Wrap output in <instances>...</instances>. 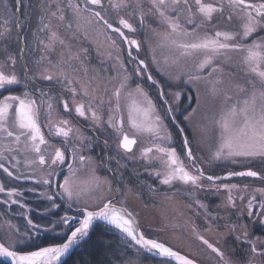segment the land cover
<instances>
[{
    "label": "snow or ice",
    "instance_id": "1",
    "mask_svg": "<svg viewBox=\"0 0 264 264\" xmlns=\"http://www.w3.org/2000/svg\"><path fill=\"white\" fill-rule=\"evenodd\" d=\"M0 45V171L47 202L0 222V264H264V186L226 182L264 184V0H0Z\"/></svg>",
    "mask_w": 264,
    "mask_h": 264
},
{
    "label": "rangeland",
    "instance_id": "2",
    "mask_svg": "<svg viewBox=\"0 0 264 264\" xmlns=\"http://www.w3.org/2000/svg\"><path fill=\"white\" fill-rule=\"evenodd\" d=\"M137 26H138V21L136 22ZM156 25L153 24V27H155ZM135 38L137 39H143L144 38V33L141 31L137 34H135ZM102 39V38H101ZM82 44L84 47H87L89 49V53H90V58H91V62L93 65H96V66H100L99 62L104 59V56L102 55L105 51L104 47H101L99 49V51L97 50V43H94L92 39H89L87 41H82ZM2 48H3V45H0V51H2ZM10 51H13L15 50V45L13 44L10 49ZM147 51V45H144V48H143V52H146ZM143 52H142V55H143ZM125 56H126V52L124 53ZM17 56H18V60H19V54L17 52ZM3 60V55H0V61ZM110 63V61H109ZM17 70L19 71V68H20V64L19 62L17 63ZM229 71H232L235 73V77L237 79H243V75L242 73L237 70V69H229ZM23 75V73H21V76ZM161 80H164V77H160ZM43 86H47V82H44V85ZM188 88H190L191 86H187ZM203 91V89H202ZM192 95L193 97H195L196 95V92L195 90L193 89L190 93L186 91V94H185V104H188V103H191L193 107L196 106L195 104V99H193L192 101H188L186 99V96L187 95ZM60 109L62 111V105L60 106ZM189 111H191V109L189 108L188 109ZM73 115H74V112H73ZM67 118H70V117H67ZM182 118V117H181ZM75 122V121H74ZM82 128V130L85 132V134L87 135H91V130L88 128L87 124L81 120L80 124L78 125ZM47 130L45 129V132ZM177 144H178V141H177ZM97 151H99V149H97ZM93 155H95V153H92ZM227 165V167H226ZM7 166V164H6ZM238 165H229V164H221L220 167L216 168L215 169V172L216 174L218 175H221L223 174L225 171L227 170H241L242 168L240 166H238L239 168H237ZM137 165L136 164H133V163H129V169H132V168H136ZM260 166L257 164L255 165V168H259ZM66 168V166H65ZM25 169L23 168V166L21 167V171H24ZM66 174V173H65ZM101 175H106L107 173L104 172L103 170H101L100 172ZM127 174V173H126ZM59 179H63L62 176L59 177ZM142 179H147V176L146 174L145 175H142ZM28 181H31L30 182V185L32 188L35 187L36 188V191L34 192L35 195H36V201L38 203V210L35 208V210L37 211L36 212V215L37 216H46L47 213L43 212V208L47 206V202L44 201V199L42 197L39 196V193L41 191H44L45 190V187L43 185H39L37 184L36 182V179H33V180H28ZM0 182H9V183H6L7 186H11V185H15L14 181H12L11 179L7 178L6 175L0 171ZM20 182H25L24 180H20ZM151 183H156L155 181H150ZM228 183H239V184H248L251 187H261V186H264V184H261L260 181L256 180V179H253V178H247V179H243V178H232L228 181H226ZM164 189L162 188L161 191H163ZM4 194V193H3ZM5 195V194H4ZM16 197H14L15 199ZM203 198V197H201ZM223 198V194H221L219 196V198H214V199H211L210 201H207L206 202H209L211 204H215V203H218L219 202V199H222ZM4 199H6V196H2V194H0V201H3ZM18 199H20L22 201V198L19 197ZM181 200H183L184 198H180ZM58 202H59V198H57ZM159 202H157L158 204ZM2 203H0V222H2L4 219H12L13 223H17V224H22L23 223V217L20 216V215H16V213H19V212H22L24 210L22 209H12V205H5L6 206V211H2ZM130 204L132 207L136 208L139 212H140V220H141V223L142 225H145V224H152V226L154 228H158L161 226V216H160V211L162 210L161 207H157L156 205H154L153 203V200L150 198V194L147 193L145 191L144 193V196L141 198V200H131L130 201ZM144 204H147L148 207L145 208L144 207ZM17 210V211H16ZM65 208H60V209H50L51 212H54V213H58L60 215L63 214ZM27 212L30 214V210H27ZM6 213V215H5ZM70 215H75L73 214L71 211L69 212ZM36 217V216H35ZM256 228H259V226L257 225ZM259 230V229H258ZM260 231V230H259ZM180 232L179 229L176 230V234L178 235ZM257 233V232H256ZM259 233V232H258ZM48 235H55L54 233H49ZM159 235L161 236V238L163 239H166V240H171V242L173 244L177 243L175 240H172V232L171 231H168V232H162V233H159ZM211 239V237H210ZM192 243V247L195 249L198 245H199V241H195L194 239H192L191 241ZM70 257V256H69ZM69 257H66L65 260H67ZM1 259V258H0Z\"/></svg>",
    "mask_w": 264,
    "mask_h": 264
},
{
    "label": "trees",
    "instance_id": "3",
    "mask_svg": "<svg viewBox=\"0 0 264 264\" xmlns=\"http://www.w3.org/2000/svg\"><path fill=\"white\" fill-rule=\"evenodd\" d=\"M226 167H227V165H226ZM237 168H239V167L237 166ZM12 181L15 182L14 183L15 185H11V186H8V187H17L18 189H20L21 190L20 197L22 198V202L27 204V205H29V207L27 209H22V208H20L19 205H12L11 206L12 209H14V211H15V209H22L24 211L30 210V215L33 216V217H35V216L37 217V215H36L37 211L35 210V208L38 210V203L36 201V195H35L34 192L29 191V189L32 188L31 186H29L31 181H25V182H20V181H15V180H12ZM6 183H9V182H6ZM0 194H2V196H6L3 193H0ZM1 205H2V211L3 212L4 211L8 212L6 210L7 209L6 206L3 203ZM96 224H97V227H95L92 230V238L93 239H95V236H96L97 232L99 231V222L96 223ZM258 229L259 228H256V232L257 233L260 230V229L259 230ZM105 239L115 240V237L114 236H108V237H105ZM81 255L86 257L87 253L72 252L71 256L66 261H68L69 264H71V260L72 259H75V258H77L78 256H81Z\"/></svg>",
    "mask_w": 264,
    "mask_h": 264
},
{
    "label": "water",
    "instance_id": "4",
    "mask_svg": "<svg viewBox=\"0 0 264 264\" xmlns=\"http://www.w3.org/2000/svg\"><path fill=\"white\" fill-rule=\"evenodd\" d=\"M241 170H243V169H241ZM237 171H239V170H237ZM222 175V174H221ZM71 212H73V213H76V209L75 208H73L72 210H71ZM94 223H97V222H94ZM66 257H68L67 255L65 256V257H63L62 259H66ZM2 259V258H1Z\"/></svg>",
    "mask_w": 264,
    "mask_h": 264
},
{
    "label": "bare ground",
    "instance_id": "5",
    "mask_svg": "<svg viewBox=\"0 0 264 264\" xmlns=\"http://www.w3.org/2000/svg\"><path fill=\"white\" fill-rule=\"evenodd\" d=\"M69 257V256H68Z\"/></svg>",
    "mask_w": 264,
    "mask_h": 264
}]
</instances>
